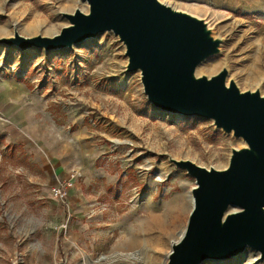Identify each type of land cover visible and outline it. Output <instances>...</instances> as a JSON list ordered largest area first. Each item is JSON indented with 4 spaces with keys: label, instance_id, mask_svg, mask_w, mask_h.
<instances>
[{
    "label": "rangeland",
    "instance_id": "1",
    "mask_svg": "<svg viewBox=\"0 0 264 264\" xmlns=\"http://www.w3.org/2000/svg\"><path fill=\"white\" fill-rule=\"evenodd\" d=\"M159 1L219 39L198 73L225 69L227 84L264 94V0ZM76 8L89 4L0 0V264H165L196 184L174 159L221 169L247 143L210 117L155 106L111 29L54 49L3 40L13 25L58 33ZM199 264L264 260L247 246Z\"/></svg>",
    "mask_w": 264,
    "mask_h": 264
},
{
    "label": "water",
    "instance_id": "2",
    "mask_svg": "<svg viewBox=\"0 0 264 264\" xmlns=\"http://www.w3.org/2000/svg\"><path fill=\"white\" fill-rule=\"evenodd\" d=\"M63 15L69 24L52 36L4 37L8 44L54 49L71 46L111 29L126 45L127 69L141 72L155 106L210 117L216 126L241 136L247 147L233 149L225 168H206L190 159H174L195 178L192 208L184 229L172 241L165 264H199L225 258L247 246L264 260V94L226 85L225 69L207 78L196 65L216 52L219 39L203 20L159 0H86ZM229 205L238 208L227 211Z\"/></svg>",
    "mask_w": 264,
    "mask_h": 264
},
{
    "label": "bare ground",
    "instance_id": "3",
    "mask_svg": "<svg viewBox=\"0 0 264 264\" xmlns=\"http://www.w3.org/2000/svg\"><path fill=\"white\" fill-rule=\"evenodd\" d=\"M77 9V8H76ZM81 9V8H80ZM82 10V9H81ZM83 11V10H82ZM64 13H66V12H61V14L63 15ZM64 16V15H63ZM65 17V16H64ZM67 23H66V25L67 24H69V21H66ZM32 27L33 28H36V32L38 33V34H36V35H52V34H55L56 33V31H54V30H52V31H48L47 30V27L45 26V25H43V24H40V25H32ZM32 28V29H33ZM6 29L5 28H3V31H5ZM10 30V29H9ZM35 30V29H34ZM16 33H20V31H19V29H18V27L16 26V25H13V35H11V36H14V34H16ZM35 36V35H34ZM8 37H10V36H8ZM26 37H30V36H26ZM1 38V37H0ZM199 64V63H198ZM198 64L196 65V67H195V69H194V75L195 76H201V75H205V74H200V73H198L197 72V66H198ZM214 74H212V75H205L207 78H209V77H211V76H213ZM226 85H227V82H226ZM190 202H191V204H192V197H190ZM227 211H229V209H227ZM205 259H211V258H205ZM204 259V260H205Z\"/></svg>",
    "mask_w": 264,
    "mask_h": 264
},
{
    "label": "built area",
    "instance_id": "4",
    "mask_svg": "<svg viewBox=\"0 0 264 264\" xmlns=\"http://www.w3.org/2000/svg\"><path fill=\"white\" fill-rule=\"evenodd\" d=\"M58 192H60V190H58Z\"/></svg>",
    "mask_w": 264,
    "mask_h": 264
}]
</instances>
